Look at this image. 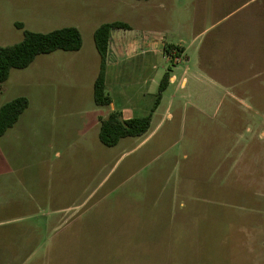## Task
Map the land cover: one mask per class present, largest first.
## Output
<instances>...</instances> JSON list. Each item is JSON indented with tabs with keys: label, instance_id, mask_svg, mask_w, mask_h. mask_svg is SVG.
Returning <instances> with one entry per match:
<instances>
[{
	"label": "rangeland",
	"instance_id": "1",
	"mask_svg": "<svg viewBox=\"0 0 264 264\" xmlns=\"http://www.w3.org/2000/svg\"><path fill=\"white\" fill-rule=\"evenodd\" d=\"M237 4L0 0V47L20 42L24 31L65 27L77 29L82 40L77 52L58 50L10 70L0 85V107L18 97L28 102L0 136V177L23 180L27 221L44 225L25 246L16 240L8 245L0 264H264L261 79L235 74L232 101H218L213 87L191 82L183 116L163 115L142 143L125 138L105 147L95 126L97 117L108 114L92 94L100 66L93 33L99 26L124 23L131 38L172 31L186 50L168 62L183 66L187 57L191 71L202 69L212 78L214 53L237 36L231 18ZM204 54L211 63L206 59L200 67ZM254 59L261 63L260 53ZM160 121L154 118L153 125Z\"/></svg>",
	"mask_w": 264,
	"mask_h": 264
},
{
	"label": "crops",
	"instance_id": "2",
	"mask_svg": "<svg viewBox=\"0 0 264 264\" xmlns=\"http://www.w3.org/2000/svg\"><path fill=\"white\" fill-rule=\"evenodd\" d=\"M236 1L239 4L231 12V18L236 17L234 29L237 36L230 46H220L218 52L214 53L210 65L212 78L202 69L191 71L192 66L187 57L184 58L186 64L183 66H180L181 62L173 65L168 62L164 53L165 45L182 47L183 52L179 58L183 57L186 50L182 36H174L172 31H156L150 37L137 34L133 38L125 34L128 28L110 32L105 67V92L110 98L107 111L108 114L119 113L123 120L150 116L149 134L147 132L139 137L142 138L140 143L160 127L163 115L170 119L171 112L174 111L183 116L187 106L186 92L191 82H203L213 87L218 93V101L223 97H228L231 101L237 99L233 92V88L239 83L235 74L241 75L245 81L261 79L260 83L264 86V0L253 9L249 7L260 0ZM179 41H182L181 44H178ZM250 42L251 45L253 42L252 49L249 47ZM173 52L176 53L174 50ZM255 52L260 53L261 63L255 61ZM204 56L199 57L200 67L206 59L211 63V59L205 54ZM133 60L135 63L132 66L130 62ZM197 63L196 60L195 65ZM166 72L169 73L168 84L156 103L159 83ZM193 108L203 114L201 109ZM160 116L161 121L153 125V119ZM102 119L104 116L97 117L95 126ZM24 202L23 180L10 174L0 177V261L4 260L2 256L8 254V245L12 246L16 240V244L25 246L31 234L44 228L38 222L27 221L29 211Z\"/></svg>",
	"mask_w": 264,
	"mask_h": 264
},
{
	"label": "trees",
	"instance_id": "3",
	"mask_svg": "<svg viewBox=\"0 0 264 264\" xmlns=\"http://www.w3.org/2000/svg\"><path fill=\"white\" fill-rule=\"evenodd\" d=\"M21 28V25H18ZM114 29H127L126 24L120 22L107 23L99 26L93 33V42L100 59L98 74L93 83V101L96 106L106 107L110 98L105 92V67L110 32ZM82 45L79 31L73 27H65L49 33L23 32V39L11 46L0 47V85L7 79L10 70L25 69L40 55H47L55 51L77 52ZM171 50L180 56L183 48L165 45L164 53ZM169 80L166 72L159 83L156 103L165 90ZM28 102L24 97H18L0 107V136L12 128L19 116L27 108ZM150 126V116L123 120L119 113L111 112L100 120L98 140L105 147H114L121 139L139 138L144 136Z\"/></svg>",
	"mask_w": 264,
	"mask_h": 264
},
{
	"label": "built area",
	"instance_id": "4",
	"mask_svg": "<svg viewBox=\"0 0 264 264\" xmlns=\"http://www.w3.org/2000/svg\"><path fill=\"white\" fill-rule=\"evenodd\" d=\"M167 58L168 59H174V60H177V57H176V55H175V53L172 51H170L168 54H167Z\"/></svg>",
	"mask_w": 264,
	"mask_h": 264
}]
</instances>
